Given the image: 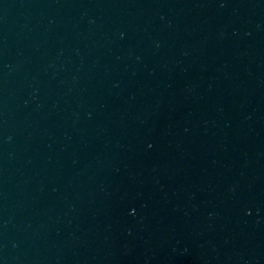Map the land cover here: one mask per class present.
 I'll use <instances>...</instances> for the list:
<instances>
[{
	"label": "water",
	"instance_id": "obj_1",
	"mask_svg": "<svg viewBox=\"0 0 264 264\" xmlns=\"http://www.w3.org/2000/svg\"><path fill=\"white\" fill-rule=\"evenodd\" d=\"M0 264H264V0H0Z\"/></svg>",
	"mask_w": 264,
	"mask_h": 264
}]
</instances>
